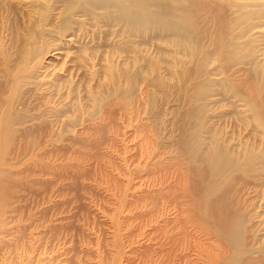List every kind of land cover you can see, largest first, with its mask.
<instances>
[{
    "label": "rangeland",
    "instance_id": "obj_1",
    "mask_svg": "<svg viewBox=\"0 0 264 264\" xmlns=\"http://www.w3.org/2000/svg\"><path fill=\"white\" fill-rule=\"evenodd\" d=\"M258 2L240 66L231 2L188 0L182 49L82 10L63 31L38 6H0V264H264V164L220 174L211 159L264 147L228 91L264 109Z\"/></svg>",
    "mask_w": 264,
    "mask_h": 264
},
{
    "label": "bare ground",
    "instance_id": "obj_2",
    "mask_svg": "<svg viewBox=\"0 0 264 264\" xmlns=\"http://www.w3.org/2000/svg\"><path fill=\"white\" fill-rule=\"evenodd\" d=\"M0 0V6L8 8L21 9V6H26L30 3L31 7L38 6L43 9V15L46 18V25L50 29H55L57 20L58 28L67 31L72 22V14L76 11H85L93 17H99L106 22L121 24L128 27L134 33H150L152 31L162 32V38L170 41L177 48H183L184 43H190L191 38H197L195 29V22L189 19L188 9L186 3L188 0ZM59 3L56 8L51 9L53 14H48V8L45 7L49 2ZM225 4L231 2V8L234 15L233 20H226L229 24L228 31L230 40L225 43V59L234 65L240 66L244 63L250 62L253 58L251 50L247 46L246 28L243 27L246 14L245 0H219ZM256 1V0H254ZM257 6L259 7V17L264 15V0H258ZM217 2V1H216ZM188 5V3H187ZM191 5V4H190ZM1 8V7H0ZM7 8V9H8ZM25 8V7H23ZM6 9V8H5ZM24 10V9H23ZM22 11V10H21ZM27 13V12H26ZM33 13V12H32ZM48 14V15H47ZM192 14V13H191ZM194 19V18H193ZM43 20V19H42ZM42 20L38 19L37 24L42 25ZM41 22V23H40ZM235 32L232 34V29ZM153 33V32H152ZM35 36V34H34ZM38 36V32H37ZM190 46L192 44L190 43ZM192 48V47H191ZM220 67H222L220 65ZM261 78V77H260ZM259 78V79H260ZM209 79V78H208ZM256 79L255 90L259 93L264 92L263 81ZM208 81V80H207ZM214 83L212 79L210 82L204 81L201 88L198 86L199 99L208 94L210 85ZM225 87V85H224ZM216 89V88H215ZM224 90V89H223ZM210 91V90H209ZM214 91V90H213ZM232 97L239 100L244 106L247 113H249V120L258 122V128L264 134V109L260 110L256 103L250 99L241 89L237 86L229 87L228 90ZM262 96V95H261ZM251 119V120H250ZM251 123V122H250ZM262 147V146H261ZM232 154L229 152H220L216 155L214 152L211 159L216 161L214 168L220 174H225L229 167H234L242 173L248 175H255L257 167L264 164V147L260 152H253L246 150L239 160H233ZM222 159V160H221ZM220 160V161H219ZM246 162H252V166H244ZM256 165H258L256 167ZM232 176V175H231ZM226 178V177H225ZM225 180V179H224Z\"/></svg>",
    "mask_w": 264,
    "mask_h": 264
}]
</instances>
